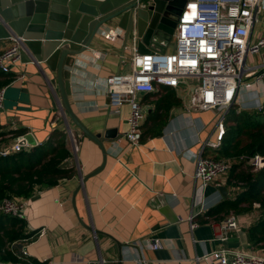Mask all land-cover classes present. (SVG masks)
<instances>
[{"label": "crops", "instance_id": "1", "mask_svg": "<svg viewBox=\"0 0 264 264\" xmlns=\"http://www.w3.org/2000/svg\"><path fill=\"white\" fill-rule=\"evenodd\" d=\"M109 32L120 33L114 24L103 28L79 57L70 80L72 111L101 140L106 152L105 166L95 175L91 174L102 164V152L75 125L65 121L55 74L44 66L23 64L20 59L10 69L12 78L4 87L0 129L17 133L6 136L2 148L12 146L25 134L32 135L36 146L46 144L59 128L66 134L70 152L62 166L74 170L70 179L52 188L36 189L31 198L23 199L26 232L35 235L18 245L24 246L30 259L45 264H140V260L145 264H217L198 259L219 249L258 255L254 250L260 248L251 246L247 237L250 226L244 227L240 220L239 229L222 242L217 239L222 220L205 217L223 198L214 184L201 190L195 178L192 156L200 142L192 137L195 128L189 120L197 126L205 125L199 140L206 141L213 131L208 130L210 112L186 116L175 91L159 88L144 97L142 104L148 114L168 90L173 92L178 104L171 109L167 125L161 135H145L137 147L128 145L124 135L129 108L123 105L114 114L105 85L107 77L126 72L129 66L120 62L121 40L108 39ZM168 43L161 41L154 51L172 52L175 40L170 47ZM10 45V40L0 41V53ZM263 59L264 52L254 61ZM260 90L264 92V88ZM146 121L147 116L143 126ZM214 153L208 150L205 155L214 157ZM225 181L221 179L220 183L226 188ZM226 190L229 199L234 197L233 188ZM191 216L194 218L190 221ZM191 225H195L193 229ZM154 239L160 241V248L147 247Z\"/></svg>", "mask_w": 264, "mask_h": 264}, {"label": "built area", "instance_id": "2", "mask_svg": "<svg viewBox=\"0 0 264 264\" xmlns=\"http://www.w3.org/2000/svg\"><path fill=\"white\" fill-rule=\"evenodd\" d=\"M263 15L264 0H186L177 17L172 52L155 51L140 55L130 46L123 47L120 62L127 63L129 69L107 77L105 92L114 114H118L123 105L129 108L128 129L124 135L128 145L137 147L142 139V127L147 116V108L142 104L143 98L156 93L162 87L172 89L184 105V115L188 116L192 112L214 114L213 131L203 142L199 140V133L206 128L205 125L200 123L197 126L193 120L189 121L191 127L195 128L192 137L200 142L199 149L192 156L195 178L200 181L201 190L209 184H214L218 189L221 179L226 180L231 162L216 160L205 153L208 150H219L226 135L229 110L236 106L240 110L264 113V92L260 90L264 88V60L259 63L254 61L264 52ZM118 36L121 33L106 34L112 40L118 39ZM9 40L11 45L0 53V71L3 73H9L11 67L19 61V52L22 49L21 40L16 37ZM181 92L182 96L179 95ZM4 99L5 88H1L0 112ZM73 146L77 151V145ZM21 149L15 143L0 151V155L5 157ZM260 158L262 157L256 155L249 159L241 157L240 160H245L252 171L256 172L261 169ZM25 207V201L21 198H5L0 203V214L21 219ZM194 226L191 225V228ZM239 227L238 219L230 213L218 224L217 239L226 242L229 235ZM20 242L11 244L10 249H19L22 256L27 257L24 246L18 245ZM147 247L158 249L161 243L154 239ZM198 261L217 264H264V256L219 249L203 255ZM138 262L145 264L143 260ZM0 264L22 263H3L0 260ZM96 264L104 262L99 261Z\"/></svg>", "mask_w": 264, "mask_h": 264}, {"label": "water", "instance_id": "3", "mask_svg": "<svg viewBox=\"0 0 264 264\" xmlns=\"http://www.w3.org/2000/svg\"><path fill=\"white\" fill-rule=\"evenodd\" d=\"M185 3L186 0H0V41L18 38L23 64L44 66L55 74L67 122L100 148L102 164L91 175L104 168L106 152L101 140L79 121L69 103L70 80L79 57L110 24L121 33L118 39L123 47L135 48L140 55L154 53L161 41L173 36ZM104 136L105 131L101 137ZM15 143L22 148L36 147L30 134L17 137ZM259 166L264 167V157ZM218 192L223 200L229 199L224 186Z\"/></svg>", "mask_w": 264, "mask_h": 264}, {"label": "trees", "instance_id": "4", "mask_svg": "<svg viewBox=\"0 0 264 264\" xmlns=\"http://www.w3.org/2000/svg\"><path fill=\"white\" fill-rule=\"evenodd\" d=\"M11 78L9 73L0 71V89L7 86ZM177 104L173 92L169 90L165 97L158 99L154 109L147 114L142 137L161 135L171 109ZM16 133L0 129V148L6 136L14 137ZM3 149L6 148L0 151ZM214 152L213 158L216 160L234 159L225 186L226 189H239V192L231 199L222 200L216 207L210 208L205 217L214 216L220 221L231 211L245 214L254 208L260 209V217L246 233L251 246L264 249V167L253 172L245 160H240L241 157L249 159L256 155L264 157V113L245 110L237 112V108L232 107L226 118V135L219 150ZM69 157L66 134L59 128L54 129L46 144L29 150L22 148L5 157L0 155V203L5 198L29 199L36 189L52 188L58 182L70 179L74 170L62 166ZM26 228L23 218L0 214V260L3 263L45 264L22 256L20 250L10 249L11 244L34 237L35 233H27Z\"/></svg>", "mask_w": 264, "mask_h": 264}, {"label": "rangeland", "instance_id": "5", "mask_svg": "<svg viewBox=\"0 0 264 264\" xmlns=\"http://www.w3.org/2000/svg\"><path fill=\"white\" fill-rule=\"evenodd\" d=\"M173 39H174L173 36L168 38V41H169L168 44H170L168 47H170L172 45ZM262 101H264V99ZM236 108H237V112H239L240 109L238 107H236ZM210 115H211V117H210V119L207 122V123H209L208 125H210V126H208L209 128L208 127L207 128H208V130L212 131V129L214 127V122H213L214 114L210 113ZM218 115H221V114H218ZM64 119H65V121H67L66 118H64ZM215 122H216V117H215ZM229 124H231V123H229ZM67 135H68V137H70V133H67ZM233 160L234 159H232V160L231 159H227V161H230V162L233 161ZM237 192H239V189H234V190L231 191L233 196H235ZM231 214H233L238 219V221H240V220L243 221L242 224H243L244 227H248V226H251L256 221V219L258 217H260L261 211H260V209L254 208L253 210H251V212H248V213H245V214H237L234 211H231ZM254 252L256 254H258V255H263L264 256V249L263 248H260L258 250H254ZM27 257H28V255H27Z\"/></svg>", "mask_w": 264, "mask_h": 264}]
</instances>
